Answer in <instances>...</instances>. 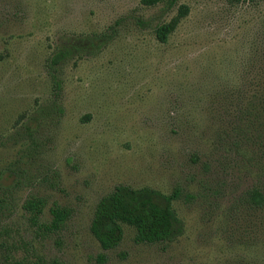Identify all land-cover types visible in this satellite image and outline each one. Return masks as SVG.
I'll use <instances>...</instances> for the list:
<instances>
[{
    "label": "rangeland",
    "instance_id": "rangeland-1",
    "mask_svg": "<svg viewBox=\"0 0 264 264\" xmlns=\"http://www.w3.org/2000/svg\"><path fill=\"white\" fill-rule=\"evenodd\" d=\"M261 79L264 0H0V264H264L242 204L264 183V142L243 135L264 123ZM118 187L162 207L176 191V237L122 225L102 250L91 223ZM32 197L40 223L69 211L59 231L30 223Z\"/></svg>",
    "mask_w": 264,
    "mask_h": 264
},
{
    "label": "trees",
    "instance_id": "trees-1",
    "mask_svg": "<svg viewBox=\"0 0 264 264\" xmlns=\"http://www.w3.org/2000/svg\"><path fill=\"white\" fill-rule=\"evenodd\" d=\"M165 0H140L143 6H155ZM170 4H174L176 0H166ZM239 1V0H238ZM249 4H258L262 0H240ZM176 25L170 23L163 26L157 31V37L161 42H165L167 36L173 31ZM53 64H57V59L53 60ZM263 85V86H262ZM258 86L264 94V82L261 79ZM264 96V95H263ZM262 109L264 111V98L261 100ZM259 108L246 110L243 117L256 116ZM264 116V115H263ZM248 120L245 125L243 135H249L247 142H252V138H256L264 142V123L260 125L261 130H257L253 136L254 122L258 119H243ZM246 137V136H244ZM251 137V138H250ZM255 139V140H256ZM0 209L4 211L7 207L6 188L0 187ZM178 193L175 191L171 196L165 197L166 204L164 207L157 205L152 197L151 191L148 189L132 190L126 187H118L113 193L107 195L98 203L94 217L91 223L90 231L102 250H111L115 248L121 240L122 225L133 227L136 231L135 241L137 243H160L169 242L176 237V225L178 220L171 209V201L176 199ZM242 204L247 209L257 214V220L262 217L257 227L264 228V183L255 182L242 198ZM23 209L29 214V221L33 226L43 233H54L61 229L65 221L69 217V211L54 206L50 209L49 214L51 219L49 223H40V217L43 214L44 201L37 197L28 198L23 204ZM254 227L256 225L254 223ZM51 264H60L58 261H53Z\"/></svg>",
    "mask_w": 264,
    "mask_h": 264
}]
</instances>
